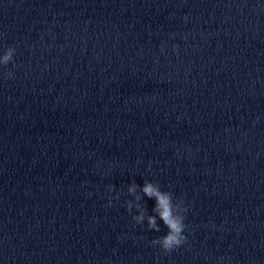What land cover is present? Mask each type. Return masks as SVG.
Returning <instances> with one entry per match:
<instances>
[{"label": "clouds", "instance_id": "obj_1", "mask_svg": "<svg viewBox=\"0 0 264 264\" xmlns=\"http://www.w3.org/2000/svg\"><path fill=\"white\" fill-rule=\"evenodd\" d=\"M15 52L14 46H6L0 49V68L5 69L0 76L4 80L14 79V72L7 70L9 64L15 65ZM139 189V192L137 191ZM107 193L114 191V186L106 185ZM127 192L134 197V200H127L125 202V209L132 214L133 209L136 210V214L131 215L132 221L136 225H142L146 221L147 229L160 232V225L157 220L163 222V225L167 228L165 235L153 238L150 241L152 246H158L160 251L165 255L172 253L174 250L187 244L188 237L185 235V230L188 225L185 223L186 213L188 207L182 197H175L170 191H162L157 183L149 180H144L142 185H138L133 179L128 187ZM139 193H143L144 197L153 199L155 204L152 208V213L149 214L145 205H142L140 201L142 196ZM120 193L116 192L115 196L108 195L107 206L111 207L113 200H119ZM223 260V257L219 258L218 264Z\"/></svg>", "mask_w": 264, "mask_h": 264}]
</instances>
